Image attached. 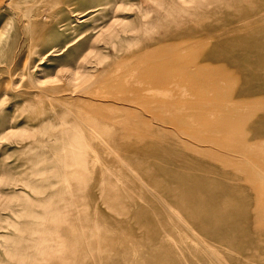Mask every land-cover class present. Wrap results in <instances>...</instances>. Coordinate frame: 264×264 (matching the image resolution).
I'll use <instances>...</instances> for the list:
<instances>
[{
    "label": "rangeland",
    "instance_id": "rangeland-1",
    "mask_svg": "<svg viewBox=\"0 0 264 264\" xmlns=\"http://www.w3.org/2000/svg\"><path fill=\"white\" fill-rule=\"evenodd\" d=\"M0 34V264H264V0H0Z\"/></svg>",
    "mask_w": 264,
    "mask_h": 264
},
{
    "label": "bare ground",
    "instance_id": "bare-ground-1",
    "mask_svg": "<svg viewBox=\"0 0 264 264\" xmlns=\"http://www.w3.org/2000/svg\"><path fill=\"white\" fill-rule=\"evenodd\" d=\"M118 23V22H117ZM119 29V28H118ZM1 36H2V34H0V38H1ZM91 73V72H90ZM85 77H83V76H80V75H76V74H74L73 75V77L71 78V81H70V83H71V85L73 86V88H77V87H80L82 84H84L85 82H87V80L88 79H84ZM89 83V82H88ZM87 84V83H86ZM87 87V86H86ZM82 89H84V88H81V89H79V90H82ZM86 89V88H85ZM3 203H4V198H1L0 199V207H1V209H3L2 208V205H3Z\"/></svg>",
    "mask_w": 264,
    "mask_h": 264
}]
</instances>
